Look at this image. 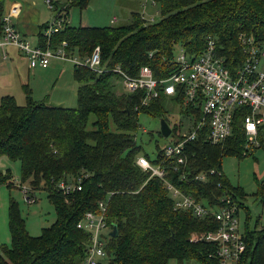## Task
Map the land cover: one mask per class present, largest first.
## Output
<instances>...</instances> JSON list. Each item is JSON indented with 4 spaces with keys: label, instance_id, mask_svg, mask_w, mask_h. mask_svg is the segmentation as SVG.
<instances>
[{
    "label": "trees",
    "instance_id": "16d2710c",
    "mask_svg": "<svg viewBox=\"0 0 264 264\" xmlns=\"http://www.w3.org/2000/svg\"><path fill=\"white\" fill-rule=\"evenodd\" d=\"M88 1L71 0L63 16L67 17L69 7L84 9ZM150 1L158 7L157 21L145 19L143 10H129L126 22L115 24L116 18L102 26L65 22L48 39L42 35L45 25L40 28V46L46 40L50 46L66 41V52L79 57L99 48L102 72L72 67L75 106L34 100L25 84L22 104L12 95L0 96V157L18 162V187H26V201H33L34 192L44 191L54 211V220L33 236L25 228L17 203L9 198V243L0 245V264H82L88 234L75 224L85 212H95L99 201L106 205L110 230L116 226V236L108 234L107 257L101 264H168L170 260L175 264H224L215 254V245L199 238L215 230L217 221L210 213L196 218L187 209L174 208L166 183L211 209L229 198L239 215L245 194L239 186L231 185L221 171V162L227 156L241 160L247 154L242 127L246 107L235 110L231 132L222 143L210 144L199 135L183 146L182 163L166 158L164 147L155 146L154 154L148 156L141 148L145 133L138 131L140 114L162 118L168 125V104H176L177 116L170 118L169 135L173 136L183 127L182 118L188 112L197 116L199 110L183 105V95L177 91L172 96L158 92L146 103H142L140 89L115 92L119 75L112 69L136 77L140 68L147 67L160 80L176 69L179 49L186 60L192 61L210 39L213 55L231 77L243 69L251 46L258 49L259 62L245 75L251 80L264 61V0ZM2 6L0 0V34ZM175 48L177 53H173ZM147 134L150 138L151 133ZM158 135L163 138L159 130ZM138 157L160 168L163 175L143 170ZM77 178L79 191L62 192L57 186L60 181L73 183ZM2 184L13 186L9 169H0ZM256 186L258 196L264 190V181ZM244 216V250L236 262L229 264H264V227L249 228V215Z\"/></svg>",
    "mask_w": 264,
    "mask_h": 264
},
{
    "label": "built area",
    "instance_id": "2783aa9c",
    "mask_svg": "<svg viewBox=\"0 0 264 264\" xmlns=\"http://www.w3.org/2000/svg\"><path fill=\"white\" fill-rule=\"evenodd\" d=\"M61 1L64 0L55 2V6L52 0H44L48 9L54 11L52 18L42 31L46 39L68 22L67 17L63 15L64 9L71 0H65L64 4H60ZM110 21L113 23L115 19L112 18ZM1 22L0 60L7 57V47L11 46L25 57L28 68H45L51 60L56 59L69 61L75 67H86L96 74L103 71L98 47L93 48L89 55L79 57L66 52V41L50 46L46 40L44 46H30L21 38L7 15H2ZM205 44L206 49L192 61L186 60L184 52L179 49L175 56L176 69L168 77L160 80L155 79L147 67L140 68L136 77H128L116 67L112 69L119 75L122 86L128 92L142 90V103L155 98L158 92L165 96H172L177 91L183 95V105L188 104L190 109L199 110L197 116L187 113L183 131L174 135L171 145L163 148V155L166 158H174L176 163L183 161V146L199 135L203 141L210 144L222 143L231 132L233 115L240 106H245L247 109L242 120L246 149H255L264 145V129L262 128L264 125V61L256 77L251 80L245 77L252 71L254 63L259 62L256 55L260 56V52H256L258 49L251 46L243 69L238 70L235 77H231L222 66L220 59L213 55L212 41L207 39ZM261 56L264 58V51ZM137 163L143 170H149L151 174L158 177L163 175L160 168L151 167L143 157H138ZM57 186L62 192L79 191L80 178L73 183L60 181ZM166 187L173 197L174 208L187 209L196 218H201L207 213L214 217L217 228L203 233L199 238L215 245V254L222 263L236 262L244 250V236L239 228L235 203L229 198H224L223 204L211 209L196 201L191 195L181 193L169 183H166ZM105 210L104 201H99L95 212H85L75 224L76 228L88 234L82 264H101L107 257L105 246L108 234L106 236L101 234L104 228L110 231L106 224Z\"/></svg>",
    "mask_w": 264,
    "mask_h": 264
},
{
    "label": "rangeland",
    "instance_id": "374dc122",
    "mask_svg": "<svg viewBox=\"0 0 264 264\" xmlns=\"http://www.w3.org/2000/svg\"><path fill=\"white\" fill-rule=\"evenodd\" d=\"M64 3L65 0L60 2V4ZM129 10H139L141 13L143 10V16L147 20L152 18L153 21H157L160 18L158 7L150 0H89L84 9L79 10L78 8L69 7L67 12L69 11L68 19L71 24L77 25L81 21L84 25H101V22L107 24L112 16L118 19L115 24L126 22L122 20L128 19L126 16ZM50 12L49 20L52 18L54 11ZM173 53H177L176 48ZM21 62L11 59L7 71L3 72L0 92L12 94L15 101L22 104L25 98L22 86L25 84L29 88L31 98L34 100L64 107L75 106L76 89L71 75L73 65L69 61L53 59L43 69L39 67L27 69V64L23 61ZM115 83L119 84L115 92H128L122 86L120 79ZM168 106L171 112L166 117L170 121L168 127L171 130V119L177 116V105L168 104ZM184 122L182 118L181 123L183 124ZM138 123L139 133L143 131L145 133L141 137V148L148 156L154 154L155 146L163 148L173 143V137L175 138L173 133V136L168 135L166 138H161L158 135L159 119L140 114ZM183 129L181 127L180 132ZM148 132L151 133L150 138L147 134ZM0 169H9L13 179V186L11 187H7L4 184L0 185V245H7L9 243L7 228L9 198L17 203L19 212L24 219L25 228L33 236L38 235L42 227L48 226L54 220V211L48 203L44 191L34 192L32 195L33 201L31 202V198H28V202L26 201V187L24 185L20 188L18 187L19 164L17 161H11L6 156H2L0 157ZM221 171L231 185H237L243 190L245 206L252 217L250 227H253L254 221L258 216L260 218L262 216L264 219V207L261 206L254 195L257 183L264 181V148L247 150V154L241 160L230 156L224 157L221 162ZM239 218L240 223L243 224L245 218L243 211L239 212ZM108 233V228H104L101 234L106 236ZM168 264H175V262L170 260Z\"/></svg>",
    "mask_w": 264,
    "mask_h": 264
},
{
    "label": "crops",
    "instance_id": "0c3cea01",
    "mask_svg": "<svg viewBox=\"0 0 264 264\" xmlns=\"http://www.w3.org/2000/svg\"><path fill=\"white\" fill-rule=\"evenodd\" d=\"M52 1L55 3V2H59L60 0H52ZM50 11L51 10L48 9L44 0H3L2 15H7L9 17L11 23L16 28V30L19 32L21 38L24 41H26L30 46L39 45L38 34L40 32V28L46 25V23H48L49 21L48 17L51 14ZM112 18L115 19L114 16H112ZM67 21L71 24L70 20L68 19V15H67ZM101 23H102L101 25H96V24L84 25V23H81V21H79L77 25L78 26H102V25L111 24L112 22L108 21L107 24H105L104 22H101ZM71 25H75V24L72 23ZM11 59H16L19 63H22L21 61H23L25 62V64H27L25 57H23V55L20 52H18L16 49H14L11 46L7 47V57L4 60H0V84H2L1 78L3 76V72L7 71ZM27 69H30V68H28L27 66ZM5 94L12 95L10 93L0 92V96L5 95ZM260 147L264 148V145ZM260 147H257V148H260ZM257 148L253 150H256ZM256 190L257 189H255V193H256ZM255 197L257 200H259L261 206L264 207V190H262L261 194ZM243 203H244L243 209L240 208L239 212L243 211L245 215L246 213H248L249 216L247 219V226L250 228V221L252 217H251L250 211L245 206V200L243 201ZM244 207H246V209ZM261 218L258 216L254 221V225H256L257 228L264 227V219L262 216ZM239 223H240V220H239ZM242 227H243V224L240 223V227H239L240 230H243Z\"/></svg>",
    "mask_w": 264,
    "mask_h": 264
},
{
    "label": "water",
    "instance_id": "95a60500",
    "mask_svg": "<svg viewBox=\"0 0 264 264\" xmlns=\"http://www.w3.org/2000/svg\"><path fill=\"white\" fill-rule=\"evenodd\" d=\"M170 128L168 127L167 123L161 118L159 119V133L162 137L166 138L170 134ZM109 236L115 237L116 236V226L112 225L111 230L109 231Z\"/></svg>",
    "mask_w": 264,
    "mask_h": 264
}]
</instances>
